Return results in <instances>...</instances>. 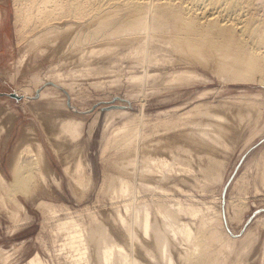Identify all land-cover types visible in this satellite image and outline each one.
<instances>
[{"label":"rangeland","instance_id":"1","mask_svg":"<svg viewBox=\"0 0 264 264\" xmlns=\"http://www.w3.org/2000/svg\"><path fill=\"white\" fill-rule=\"evenodd\" d=\"M24 2L0 0L8 33V52L0 54V91L22 94L24 89L27 90V95L21 98L0 94V166L10 177V155L26 140L33 152L39 147L43 150L48 165L57 175V182H48L51 192L30 189V194L19 193V202L23 207L6 198L4 203L0 201V264H24L36 252L47 264H66L65 250H60V240L52 228L55 212L44 209L39 201L47 200L55 205L63 203L72 209H79L85 222L89 220L87 213L90 211L97 216L99 212L98 217L113 213L111 202L119 198L121 203L122 198L118 196L114 200L108 196L109 201L107 194L101 190L108 182L109 165L112 161L122 162L131 157L136 158L135 164L139 165L143 152L151 155L160 152L167 159L175 155L176 162L167 171L168 176L179 171V175L190 176L192 181L180 180L179 186L183 188L180 190L169 187L172 184L165 178L163 182L171 192L169 195L159 193L158 189H148L150 192H147L140 187L135 203H143L142 200L151 203L164 198L169 205L174 201L169 198L174 192V198L182 204L198 206L200 215L210 216L213 209H217L218 224L229 235L238 238L246 226L253 230L257 228L253 234H258L245 247V242L236 240L231 251L225 249L223 264H264V227L253 219L264 210L251 215L254 209L264 205L261 200L264 190H255V186L260 185V174L264 168V77L252 80L222 76L204 64L183 60L170 49H160L158 41L144 44L147 54L144 51L141 55L133 54L134 58L138 55L137 64L132 55H127L129 45L112 44L117 39L115 36L107 38L102 34L94 40L87 37L75 45L71 40L75 34L73 31L83 34L88 32L89 26L94 27V20L88 27L85 26L92 19L90 13V18L87 15V19L86 16L83 18L82 15L83 19L80 17L79 20V17L74 19L73 16L68 18V15L62 17L60 14L51 20L53 26L47 23L24 26L19 15ZM246 7L243 12L254 13L264 20V0H251ZM87 8H84L85 14L90 12ZM81 19L87 21L83 23ZM81 23L85 28H81ZM157 43L158 46L155 45ZM109 44L113 45V50H98ZM91 47L96 52L90 54ZM121 50H126V54L122 56ZM151 52L160 56L162 61L159 60L157 67L148 68L149 73L157 71V77L156 74L144 77L142 73L146 68L143 64ZM135 64L142 66L135 68ZM190 68L196 75H175L177 70ZM134 74L140 75V78L129 77ZM41 89L46 92L40 97ZM36 91L38 94L34 97ZM105 106L109 108L104 109ZM238 107L244 111L242 116L237 113ZM127 119L135 127L134 132L129 133V141H113L105 147V139ZM67 120L79 122L78 134L72 136L59 131L60 125ZM201 127H206L218 139L215 150L181 140V136H186L191 129ZM179 130H182L181 135L170 142L167 137ZM63 136H67L66 139ZM159 146H164L162 151ZM207 157H214L220 162L215 164ZM78 158L82 163L86 162L84 172L89 169L92 174L84 186L86 195L80 200L70 187L71 168ZM179 165L183 169H178ZM139 181L137 179L136 184ZM237 204L240 205L237 207ZM13 210L17 213L15 217L12 216ZM178 219L188 220L193 225L197 223V217L193 219L183 212L178 214ZM178 239L179 235L174 237L175 241ZM122 241L139 262L164 264L163 260L146 256L138 244L125 239ZM179 245L182 249H190L188 243L181 239ZM220 256L223 255L220 253Z\"/></svg>","mask_w":264,"mask_h":264},{"label":"bare ground","instance_id":"2","mask_svg":"<svg viewBox=\"0 0 264 264\" xmlns=\"http://www.w3.org/2000/svg\"><path fill=\"white\" fill-rule=\"evenodd\" d=\"M24 3L25 6L21 7L19 12L24 26L28 24L38 26L42 23L53 26L52 19L60 14L62 17L68 15V18L69 16L79 17L77 19L79 20L82 15L85 18L90 13L92 18L90 21H95L94 27L89 26V23L94 21H89L87 22L88 25H85L89 26L86 30L87 33L80 34L72 30L75 33L73 36L71 35L73 44L87 39V37H93L94 40L95 37L102 34L107 35V38L111 35L117 38L113 40L115 42L112 44L117 46L129 45L130 49L126 47L128 49L127 55L130 54L134 58L133 54L140 53L139 55H141L144 51V44L158 41L160 49H170L174 53H178L182 59L204 64L214 71H218L222 76L252 80L257 77L262 80L264 77V20L257 18L254 13L244 11L248 13L245 14L243 12L244 6H249L251 0H25ZM87 4H89L90 10L86 7ZM83 6L90 12L85 14L86 10L84 13ZM82 19L81 22H83ZM83 23H81L83 25L81 28H85ZM159 44L155 45L158 46ZM110 46V44L108 46L103 45L104 48L98 50L108 52L109 49L113 48V45ZM93 52H96V49L91 47L89 53ZM125 52L126 50L121 55L123 56ZM143 53L147 54L145 51ZM139 58L141 59V56ZM137 60L138 55L137 58H134L136 64ZM159 60H161L160 56L152 52L145 60L146 62L141 59V62H144L143 67L146 68L145 72L142 73L144 77H154L153 75L157 71L149 73L150 69L148 68L151 66L152 69L153 65L156 66L160 62ZM164 62L166 63V61ZM136 64L134 65L135 68L141 65ZM134 66L130 67L134 68ZM158 68L160 67L158 66ZM190 69H179L180 71H175L177 72L175 75H196L194 70ZM172 76L174 75L172 74ZM129 77L138 79L140 75L134 74ZM26 91L24 89L22 94L18 95L25 97ZM45 92L41 89L39 96L45 95ZM237 113L242 116L244 111L238 107ZM216 116L221 115L216 114ZM78 125L79 122L74 123L67 120L60 125L59 131L62 134L65 131L74 136L78 134ZM134 129L131 120L127 119L117 128V131L105 139L104 146L107 147L113 141L120 143L129 141V133L134 132ZM181 133L182 130H179L167 138L173 142L178 139ZM66 137L63 136L65 139ZM181 140H188L193 145L214 150L215 143L218 141L213 132L211 134L206 127H201L198 130L191 129L186 136H181ZM26 143V140L22 141L19 148L15 149L16 152L13 151L10 155L8 163L10 177L5 175L0 166V201L4 203L6 198L12 203H18L20 207L23 205L19 202V193L30 194V189L37 192H51L48 182H57V175L48 165L43 150L39 147L37 148L38 151L33 152L30 143ZM163 147L159 146V150L162 151ZM131 149H135V146ZM141 157L139 165L135 164L136 158L132 157L122 162L112 161L109 165L108 182L101 187V190L111 199H116L118 196L122 198L121 203L119 198L116 200L117 202H111L112 210L114 209L113 213L98 217L99 212L97 216L93 212L91 213L89 209L90 212L87 211L89 212L87 213L89 220L85 222L79 209H72L63 203L55 205L47 200L39 201L44 209L55 212L52 228L55 236L60 240V250H65L66 264H143L129 252L122 239L138 244L146 256L163 260L164 264H223L225 260L224 250L231 251L236 240L245 242L244 245L242 244L245 247L251 244L252 239H256L254 235L257 236L258 234H253V231L256 232V225H254L255 230L246 226L238 238L231 236L218 224L219 212L217 209H213L210 216L200 215L198 214L200 213L198 206L192 203L182 204L178 198H174V192L169 197L170 200L174 201L169 205L164 198L153 200L152 204L144 200H142L143 203H135L138 201L136 192L140 190V187L147 192L158 189L159 193L169 195L171 192L168 191L169 189L163 182L165 178H168L172 184L169 187L180 190L183 189L179 186L180 180L192 181L190 176L179 175V171H174L172 176H168L167 171L176 162L175 155L173 158L167 159L161 156L160 152L154 155L143 152ZM207 160L214 161L215 164L220 162L214 157L212 159L207 157ZM129 166H131L130 169H128ZM84 169H86V162L82 163L81 159L78 158L70 172V187L73 194L79 198L78 200L86 195L84 192L86 187L84 188V186L92 176L89 169L86 173ZM178 169H183V166L179 165ZM64 170L66 173L69 172L67 167ZM137 179L140 180L137 182L138 185L136 184ZM259 183L260 185L255 186V190H264V168L260 174ZM143 190L141 194H143ZM137 194L139 195V193ZM31 195L34 193L31 192ZM261 200L264 203L263 197ZM239 205L237 204V207ZM207 207H213V205ZM180 212L191 215L193 219L197 217L196 225L188 220L178 219ZM16 214L13 210L12 216L15 217ZM253 219L257 222L256 224L264 227V213L255 216ZM178 235L181 240L188 243L189 250L179 247L180 239L174 240V237L176 238ZM220 253L223 256H220ZM3 260L4 257L1 261ZM24 264L47 263L36 252Z\"/></svg>","mask_w":264,"mask_h":264},{"label":"crops","instance_id":"3","mask_svg":"<svg viewBox=\"0 0 264 264\" xmlns=\"http://www.w3.org/2000/svg\"><path fill=\"white\" fill-rule=\"evenodd\" d=\"M4 17L6 18L5 12L0 9V54L1 55H5L8 52V47L6 45V39H8V33L5 30Z\"/></svg>","mask_w":264,"mask_h":264},{"label":"water","instance_id":"4","mask_svg":"<svg viewBox=\"0 0 264 264\" xmlns=\"http://www.w3.org/2000/svg\"><path fill=\"white\" fill-rule=\"evenodd\" d=\"M5 93H7L8 95L13 96V97H15V98H20V97H22V96L18 95L15 91H10V92L0 91V94H5ZM37 94H38V93H37V91H36L35 94H34V97H36ZM112 105H113V104H112ZM114 105H117V104H114ZM107 108H109V106H105V107H104V109H107ZM262 210H264V207L256 208V209L253 210V212L251 213V215H253V214L256 213V212L262 211Z\"/></svg>","mask_w":264,"mask_h":264}]
</instances>
